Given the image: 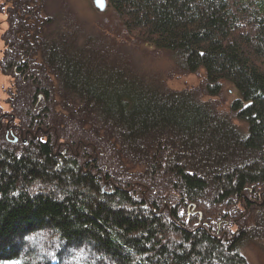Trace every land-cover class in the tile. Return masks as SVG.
<instances>
[{"label": "trees", "instance_id": "obj_1", "mask_svg": "<svg viewBox=\"0 0 264 264\" xmlns=\"http://www.w3.org/2000/svg\"><path fill=\"white\" fill-rule=\"evenodd\" d=\"M6 1L12 132L48 131L0 129V264H261L264 0H107L110 35ZM127 46L204 79L170 88ZM224 83L229 110L201 99Z\"/></svg>", "mask_w": 264, "mask_h": 264}, {"label": "rangeland", "instance_id": "obj_2", "mask_svg": "<svg viewBox=\"0 0 264 264\" xmlns=\"http://www.w3.org/2000/svg\"><path fill=\"white\" fill-rule=\"evenodd\" d=\"M8 7H9V3L6 0H0V59L3 55L2 54L3 47H5L4 42L1 41L2 38L1 34L6 26V17L9 9ZM47 10L59 15L66 13L72 14L74 17H76L79 20L77 21L79 22L80 27L83 31H87V32L89 31L92 32L93 30L97 31L100 30L99 27H101L104 30V32L109 35L110 32L118 33L121 31V25H120L121 22L119 21L117 15L107 6V4L103 11H98L94 6L92 0H50V6L49 8H47ZM113 37H110L109 39L113 40L114 39ZM128 49L129 52H132V54L129 53V55L132 61L134 62V64L146 72H151V73L166 72L170 70V68L173 66L172 58L167 51H164L161 54H159V53L151 52L149 51V49H142L140 47L133 48L132 46H127V48H124L126 53H128ZM169 73L170 74L166 78L165 83L168 87L173 89L197 88L201 84L205 76L203 68L199 69L194 73H188V74L177 75L173 73L171 70ZM11 83L12 81L10 77L4 75L0 70V118L4 116L5 112L11 113L8 110L9 104L5 103ZM236 96H237V92L234 86L228 83H224L222 96L203 95L201 96V99H213L217 102L216 105L218 107L220 106V108L222 109L229 110V104L234 98H236ZM6 118H8L7 121H5ZM6 118L0 121V129L4 128L5 133L10 134V136H7L8 139H11L12 133L13 136L17 138H24V137L28 138L29 135L33 136V134H35L37 127H40L39 130L42 131L46 130V129H42L41 125H38L34 130L20 129L19 134L16 135L14 131L17 130H14L13 132L12 130L18 125V119L14 117V119L12 120L10 118V115H7ZM237 123L241 126H244V124L241 121L237 120ZM9 124H11V126H9ZM8 128H10V130H8ZM28 130L30 133L26 135V131ZM39 130H37V136ZM21 132L22 135H20ZM260 257L263 258L262 256ZM263 259H261V264H264Z\"/></svg>", "mask_w": 264, "mask_h": 264}, {"label": "water", "instance_id": "obj_3", "mask_svg": "<svg viewBox=\"0 0 264 264\" xmlns=\"http://www.w3.org/2000/svg\"><path fill=\"white\" fill-rule=\"evenodd\" d=\"M94 6L96 7V9L98 11H103L106 7V4H107V0H92ZM4 115H10V118L13 120L14 119V114L12 113H9V112H5ZM3 117V116H2ZM2 117L0 118V121L2 120ZM40 127H37L36 131H35V134H33V136H31L33 139H36L38 136H37V130H39ZM47 129L46 130H43L44 133H47ZM29 130L26 131V135L29 134ZM20 135H22V132L20 133ZM17 137L13 136L11 139L9 140H14V141H17ZM23 142H26L27 141V137H24V138H21Z\"/></svg>", "mask_w": 264, "mask_h": 264}, {"label": "snow or ice", "instance_id": "obj_4", "mask_svg": "<svg viewBox=\"0 0 264 264\" xmlns=\"http://www.w3.org/2000/svg\"><path fill=\"white\" fill-rule=\"evenodd\" d=\"M8 264H19V261H9Z\"/></svg>", "mask_w": 264, "mask_h": 264}, {"label": "flooded vegetation", "instance_id": "obj_5", "mask_svg": "<svg viewBox=\"0 0 264 264\" xmlns=\"http://www.w3.org/2000/svg\"><path fill=\"white\" fill-rule=\"evenodd\" d=\"M3 117H7V115H4ZM3 119V118H2ZM8 118L5 119V121H7ZM9 126H11V124H9ZM13 126V125H12ZM7 128V127H6ZM8 130H10V128H8ZM8 139V138H7Z\"/></svg>", "mask_w": 264, "mask_h": 264}]
</instances>
